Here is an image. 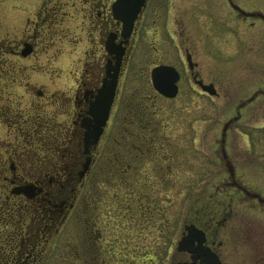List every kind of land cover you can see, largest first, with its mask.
<instances>
[{
  "label": "flooded vegetation",
  "instance_id": "obj_1",
  "mask_svg": "<svg viewBox=\"0 0 264 264\" xmlns=\"http://www.w3.org/2000/svg\"><path fill=\"white\" fill-rule=\"evenodd\" d=\"M174 4V0H27L16 9L9 0H0V31H8L0 39V77L13 76L17 60L38 62L46 57L58 35L59 46L45 64L59 63L67 79L66 89L51 93L31 88L29 96L46 103L34 105L36 100L31 99L34 108L26 120L30 125L15 130V138L26 141L25 151L4 147L5 161L0 143V174H11L13 189L28 187V195H21L30 224L26 219L20 247L14 248L24 251L20 264H34L52 234L67 221L75 226V264H112L115 243L112 232L106 230L112 226L114 204L121 235L134 224L165 222L161 182L162 196L170 201L166 192L174 186L172 177L179 180L190 173L186 170L191 167V146L162 122L159 103L192 90L203 96L218 95L216 83L199 72L189 48L182 50L174 39L173 27L191 26L190 12H177ZM70 28L74 35L67 32ZM16 31L19 34L12 33ZM133 64L142 71L132 73ZM158 67L173 68L178 74L173 98L163 96L153 85L152 72ZM201 85L211 86L214 95ZM3 112L10 117L9 111ZM180 134L184 136L185 131ZM161 157L166 168L158 163ZM145 165L150 168L144 169ZM176 165L182 171L173 172ZM228 173L227 179L205 183L203 189H212L216 195L240 191L235 170ZM98 182L121 187V200L103 206ZM184 184L193 190L191 177ZM250 199L264 205L260 195ZM223 202H216L211 215L204 207L184 225L173 264H218L212 256L225 264L218 237L231 218V209L224 216ZM103 239L108 242L105 247ZM121 251L120 264H127L128 249L122 246Z\"/></svg>",
  "mask_w": 264,
  "mask_h": 264
},
{
  "label": "rangeland",
  "instance_id": "obj_2",
  "mask_svg": "<svg viewBox=\"0 0 264 264\" xmlns=\"http://www.w3.org/2000/svg\"><path fill=\"white\" fill-rule=\"evenodd\" d=\"M174 1L175 11L186 9L191 14L190 27L185 30L173 27L174 39L182 50L189 48L199 65V72L208 81L216 83L218 95L203 96L192 90L188 95L180 93L173 101L159 103L162 122L174 131L178 140L191 146V167L186 170L190 173L180 175L179 180L172 177L171 184L174 186L166 192L172 197L170 201L162 196L161 182L159 199L166 207L165 222L161 221L158 226L152 223L134 224L121 235L122 226L113 202L121 200L122 188L98 182L103 206L114 204L109 209L112 226L106 230L112 232V243H115L112 264L118 263L116 258L119 264L123 263L120 261L124 252L121 251L122 246L128 249L127 264L175 263L174 256L184 225L194 221L204 207L211 215L216 202L221 200H224V216L231 209V218L218 237V241L223 243L220 249L223 263L264 264V205L253 202L241 191L230 190L216 195L212 189H203L207 187L205 183L218 184L222 178L227 179L226 160L221 154L224 150L241 187L264 198V95H259L241 108L239 119L232 122L222 137L224 125L236 116V107L255 92L264 91V21L240 16L230 7L228 0ZM231 1L245 12L264 15V0ZM9 3L17 9L25 6L27 0H9ZM7 32L0 31V39L7 36ZM67 32L71 35L76 33L73 28ZM12 33L19 34V31ZM59 39L58 35L54 37L55 47L50 48L46 57H41L38 62L34 59L17 60L13 76L0 77V143L1 157L5 161L7 153L4 154V147L25 151L26 141L20 137L17 140L15 130L30 125L26 120L31 108H34L31 99L35 98L29 96L31 88L50 93L67 88V79L59 71L61 65L55 62L45 64L59 46ZM133 65L132 73L142 71L139 65ZM7 67L3 65L4 69ZM35 100L34 105L46 103L37 98ZM3 109L9 111L11 119L5 116ZM180 131H185V137ZM159 160L160 167L166 168L163 158ZM149 168L144 166V169ZM182 169V166L172 167L173 172ZM1 175L6 181L13 178L9 172ZM186 177L192 179V191L190 185L184 184ZM101 205L100 202L98 207ZM101 215H105V210ZM27 222L30 224L28 219ZM74 237L75 226L72 221H67L57 234H52L34 264H75L72 251ZM106 241L103 239L104 247L108 245ZM154 247H158V251H153Z\"/></svg>",
  "mask_w": 264,
  "mask_h": 264
},
{
  "label": "trees",
  "instance_id": "obj_3",
  "mask_svg": "<svg viewBox=\"0 0 264 264\" xmlns=\"http://www.w3.org/2000/svg\"><path fill=\"white\" fill-rule=\"evenodd\" d=\"M0 174V263L20 264L24 251H14L20 247V236L28 218L25 199L21 194L13 193Z\"/></svg>",
  "mask_w": 264,
  "mask_h": 264
},
{
  "label": "water",
  "instance_id": "obj_4",
  "mask_svg": "<svg viewBox=\"0 0 264 264\" xmlns=\"http://www.w3.org/2000/svg\"><path fill=\"white\" fill-rule=\"evenodd\" d=\"M228 2H229L230 7L234 11H236L240 16H242L244 18H258V19H261L264 21V15L263 14H261L259 12H245L242 9H240V7H238L237 5L232 3L231 0H228ZM177 78H178L177 72L173 68H170V67H158V68L154 69L152 72V81H153V85H154L155 89L159 93H161L163 96L168 97V98H173L176 95L177 88L174 85V83L176 82ZM201 88L203 91L208 92L210 95H214V91L212 90L211 86L201 85ZM111 90H113V88ZM259 95H264V91L259 90V91L255 92L250 98L241 102L236 107V116L231 121L227 122L223 127V133H222L223 138L225 136V133H226L228 127L232 124V122H235L239 119L240 109L243 108L245 105L254 101ZM111 98H112V95H111V93H109L107 96L108 104H110ZM223 142H224V140H222V143ZM222 153H223V158L226 160V167L228 168L230 173H232V167H231L230 163L227 161V156H226L224 150H222ZM15 192L18 194L22 193V194L27 196L28 195V187L17 188V189H15ZM243 192L248 197L256 198L258 196L257 194L249 193L246 190H243ZM263 201H264V199H263ZM181 243H182V241L179 242L180 245H181ZM212 257L214 258L213 263L221 264L217 260L216 256H212Z\"/></svg>",
  "mask_w": 264,
  "mask_h": 264
}]
</instances>
